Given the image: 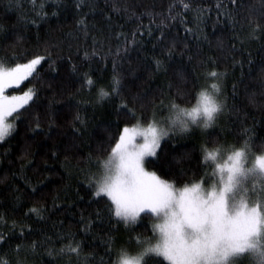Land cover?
Wrapping results in <instances>:
<instances>
[{
    "label": "trees",
    "instance_id": "1",
    "mask_svg": "<svg viewBox=\"0 0 264 264\" xmlns=\"http://www.w3.org/2000/svg\"><path fill=\"white\" fill-rule=\"evenodd\" d=\"M183 3L190 5L188 10ZM183 3L19 0L17 6L16 0H0V63L14 67L38 55L46 57L31 76L6 91L32 89L35 96L27 111L20 110L23 115L12 135L0 142V233L5 237L0 260L16 264L20 246L25 264H100L101 258L109 260L106 250L114 264L123 238L151 236L149 217L125 227L110 216L107 198L95 197L90 187L93 170L108 157L125 125L148 122L166 100L193 105L195 93L213 82L205 79L210 70L226 73L222 95L228 110L210 129L194 127L164 138L156 157L148 158L147 169L181 187L207 180L204 173L211 170L201 163V145L240 148L250 137L252 151L260 153L264 0ZM250 24L261 28L255 39ZM86 74L96 86H86ZM114 75L121 81L119 96L98 102V88L111 91ZM77 242L79 257L59 253ZM145 260L168 264L163 257Z\"/></svg>",
    "mask_w": 264,
    "mask_h": 264
},
{
    "label": "snow or ice",
    "instance_id": "2",
    "mask_svg": "<svg viewBox=\"0 0 264 264\" xmlns=\"http://www.w3.org/2000/svg\"><path fill=\"white\" fill-rule=\"evenodd\" d=\"M16 2L18 6L19 0ZM231 3L236 5L237 0H231ZM189 7L188 3H183L185 10ZM225 13L231 16L227 9ZM80 23L84 25L83 20ZM250 29L251 38H257L260 26L250 24ZM186 31L191 32V29ZM87 55L85 53L86 58ZM45 58L38 55L25 64L7 69L0 63V142L12 135L16 129L15 121L23 115L20 110L27 111L25 106L35 96L32 89L23 96H5V88L26 80ZM225 75L216 70L206 72L205 79L213 82L210 87L204 86L195 93V103L190 107L170 101L166 117L158 119L153 113L146 126L139 120L131 127L125 125L107 159L102 161V170L91 178L90 187L95 197L107 198L109 214L118 223L135 227L145 217L153 221V237L137 238L138 247L142 249L139 254L130 257L121 250L115 264H148L145 257L150 256L163 257L168 264H240L243 259H248L250 264H264V146H261L260 154H256L250 147V137L240 148L201 145V163L211 170L204 173L207 186L202 178L177 188L174 183L145 169V163L151 162L148 158L156 157L161 141L170 133H189L194 127L210 129L228 110L222 95ZM85 84L89 88L96 86L87 74ZM108 87L111 91L103 86L98 88V102L119 96L121 81L116 75ZM121 106L127 108L123 102ZM76 119L84 123L79 115ZM30 211L39 214L35 208ZM67 238L74 239L71 235ZM4 239L0 233V244ZM36 248L34 242L30 251L34 253ZM15 251L16 264H25L19 258L20 246ZM59 253L79 257L81 245L79 242L68 244L59 249ZM48 254L52 255V252ZM105 255L109 260L106 262L101 258L100 264H112L111 251L106 250ZM0 264H9V261L0 260Z\"/></svg>",
    "mask_w": 264,
    "mask_h": 264
},
{
    "label": "rangeland",
    "instance_id": "3",
    "mask_svg": "<svg viewBox=\"0 0 264 264\" xmlns=\"http://www.w3.org/2000/svg\"><path fill=\"white\" fill-rule=\"evenodd\" d=\"M43 62V61H42ZM41 62V63H42ZM27 63V62H26ZM23 64H25V63H23ZM40 65V64H39ZM39 65H37L36 66V69H37V67L39 66ZM6 69L7 68H10V67H6V66H4ZM24 81V80H23ZM22 81V82H23ZM22 82H20L19 83V85L22 83ZM19 85H14L13 87H17V86H19ZM9 88H11V87H8V88H5V91H4V95L5 96H23V94L25 93V92H28L30 89H27L26 91H24L23 93H15V94H7L6 93V91L9 89ZM169 102H170V100H166V101H163V102H161L160 104H158L156 107H155V109L152 111V113H151V115H150V118H149V120H148V122H141L142 124H144L145 126L147 125V123H149L150 121H151V119H152V117H153V113H156L157 114V118L159 119V118H163V117H166L167 115H168V110H167V106H168V104H169ZM132 126V125H131ZM131 126H129V127H131ZM171 134V133H170ZM162 142V141H161ZM226 148H228L227 146H226ZM256 154H260V153H256ZM107 159V158H106ZM104 161V160H103ZM102 163V162H101ZM101 163L98 165V166H96L95 168H94V170L93 171H96V175H98L99 173H100V171L102 170L101 169ZM145 169H146V171H148V172H152V171H150V170H148L147 169V167H146V163H145ZM95 176V175H94ZM163 179V178H162ZM165 180V179H164ZM205 180V186H207V183H208V179L206 180V178L204 179ZM200 181V180H199ZM175 187H177V188H180V187H178V186H176L175 185ZM181 187H183V186H181ZM153 232H152V235L151 236H149V237H146V238H142V239H148V238H152L153 237ZM126 238V237H125ZM125 238H123L122 240L123 241H121L120 242V245H119V252L121 251V250H123V251H126L128 254H129V256L130 257H134V256H137L138 254H139V252L142 250V249H140L139 247H138V243H137V239H125ZM140 239V238H139ZM141 239V240H142ZM117 258H118V256H117ZM146 258V257H145ZM117 260V259H116ZM244 260V259H243ZM143 263V262H142ZM114 264H115V262H114Z\"/></svg>",
    "mask_w": 264,
    "mask_h": 264
}]
</instances>
